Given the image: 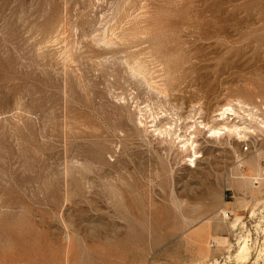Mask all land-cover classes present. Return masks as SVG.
<instances>
[{
    "label": "rangeland",
    "instance_id": "rangeland-1",
    "mask_svg": "<svg viewBox=\"0 0 264 264\" xmlns=\"http://www.w3.org/2000/svg\"><path fill=\"white\" fill-rule=\"evenodd\" d=\"M128 1L0 0V264H239L240 232L264 264V181L237 163L264 178V133L205 129L196 166L152 133L264 115V0Z\"/></svg>",
    "mask_w": 264,
    "mask_h": 264
},
{
    "label": "bare ground",
    "instance_id": "bare-ground-1",
    "mask_svg": "<svg viewBox=\"0 0 264 264\" xmlns=\"http://www.w3.org/2000/svg\"><path fill=\"white\" fill-rule=\"evenodd\" d=\"M128 1V0H127ZM143 1V0H142ZM124 2H126V1H124ZM129 2V1H128ZM144 2V1H143ZM146 2H148V1H146ZM131 3V2H130ZM133 3V2H132ZM141 3V2H140ZM125 4H127V2L125 3ZM133 5H135V4H133ZM123 6V5H122ZM121 6V7H122ZM140 7H141V5H139ZM133 7V6H132ZM137 7V6H136ZM145 8V7H144ZM121 9V8H120ZM124 9H126V8H124ZM132 10V9H131ZM142 10H145V9H142ZM117 11V10H116ZM138 11H141L140 10V8H139V10ZM125 12H126V10H125ZM129 12V11H128ZM131 12V11H130ZM130 12H129V14H130ZM136 12V11H135ZM134 12V13H135ZM117 13H118V11H117ZM119 13H121V11L119 12ZM125 14V13H124ZM128 14V15H129ZM119 14H117V16H118ZM120 15H122V14H120ZM119 15V16H120ZM126 15V14H125ZM124 15V16H125ZM144 15V14H143ZM123 16V15H122ZM127 16V15H126ZM126 16H125V18H126ZM130 19L131 17H127V19ZM124 19V18H123ZM127 19H125L124 20V22L127 20ZM128 19V20H129ZM135 19V18H134ZM114 20V19H113ZM66 21V20H65ZM132 21V20H131ZM136 21V20H135ZM123 22V23H124ZM128 22V21H127ZM63 23V22H62ZM62 23H60V24H62ZM130 23V22H129ZM145 23V22H144ZM135 24V23H134ZM138 24H139V22H138ZM117 25H118V21H117ZM122 25V24H121ZM133 25V24H132ZM60 26H62V25H60ZM60 26H58V27H60ZM64 26V25H63ZM65 26H67V25H65ZM126 25H124L123 26V28L125 27ZM128 26V25H127ZM139 26H140V24H139ZM58 27L56 26V28L58 29ZM68 27V26H67ZM117 27V26H116ZM119 27H121V26H119ZM64 28V27H63ZM128 28H130V27H128ZM134 28V27H133ZM137 28V27H136ZM56 29V30H57ZM60 29V28H59ZM113 29H115V28H113ZM145 29V28H144ZM61 30H62V28H61ZM65 30H68V28L67 29H65ZM119 30V29H118ZM139 30V29H138ZM63 31H64V29H63ZM121 31V30H120ZM130 31V30H129ZM145 31V30H144ZM113 32L114 31H112V35H114L113 34ZM139 32V31H138ZM141 32V31H140ZM115 33V32H114ZM132 33V32H131ZM118 34V33H117ZM139 34V33H138ZM120 35H122V33L120 34ZM119 35V36H120ZM124 35V34H123ZM128 35H129V33H128ZM132 35H134V34H132ZM131 35V37H133ZM144 35V34H143ZM114 36H116V35H114ZM114 36H113V38H114ZM126 36V35H125ZM139 36V35H138ZM121 37V36H120ZM119 37V38H120ZM128 37V36H127ZM130 37V36H129ZM127 38V39H130V38ZM144 37V36H143ZM146 37V36H145ZM106 38V40L109 42V39L107 38V37H105ZM119 38H116V40L117 39H119ZM124 38V37H123ZM123 38L121 39V40H123ZM152 38V37H151ZM106 40H104V42L106 41ZM112 39H110V41H111ZM120 40V39H119ZM119 40H117L116 41V44L119 42V45H120V43H121V41H119ZM125 41H126V39H124ZM112 41H114L115 42V38H114V40H112ZM129 41V40H128ZM132 41H133V39H132ZM134 41H135V39H134ZM108 42L106 43V44H108ZM113 42V43H114ZM138 42V41H137ZM150 42V41H149ZM111 42H109V44H110ZM112 43V44H113ZM123 43H124V41H123ZM127 43H129V42H127ZM133 43V42H132ZM143 44V43H142ZM111 45V44H110ZM109 45V46H110ZM115 45V44H114ZM146 45H147V43H146ZM149 45V44H148ZM151 45V44H150ZM113 46V45H112ZM124 46V45H123ZM133 46V45H132ZM159 46V45H158ZM119 47H122V46H119ZM125 47H127V46H125ZM143 47V46H142ZM155 47V46H154ZM156 48V47H155ZM127 49V48H126ZM140 49H141V47H140ZM120 50H121V48H120ZM132 50H133V47H132ZM134 50H135V48H134ZM124 51V50H123ZM129 52L131 51V50H128ZM128 51L126 52V53H128ZM152 51H153V49H152ZM151 51V52H152ZM132 52L133 51H131L130 53L132 54ZM135 52H136V50H135ZM138 52V51H137ZM142 52V51H141ZM126 53H124V55L126 54ZM148 53V52H147ZM143 54H144V52H143ZM129 55V54H128ZM126 56H127V54H126ZM125 56V57H126ZM135 56H137V55H134V58H135ZM145 56V55H144ZM150 56V55H149ZM153 56V55H152ZM127 57H129V56H127ZM131 57V56H130ZM132 58V57H131ZM130 58V60H133V59H131ZM137 58V57H136ZM135 58V62H137V60L138 59H136ZM139 58V57H138ZM162 58V57H161ZM170 58H171V56H170ZM118 59H119V57H118ZM122 59V58H121ZM128 59V58H127ZM127 59H125V60H127ZM144 59V58H143ZM146 57H145V61H146ZM168 59V58H167ZM116 60V59H115ZM129 60V59H128ZM127 60V61H128ZM129 60V61H130ZM148 60H149V58H148ZM161 60H163V59H161ZM117 61V60H116ZM128 61V62H129ZM140 61V60H139ZM143 60H141V62H142ZM145 61H144V64H146L145 63ZM118 62H121V60L120 61H118ZM128 62H126V64L128 63ZM133 62V61H132ZM134 62V63H135ZM141 62H138L137 64H140ZM146 62H148V61H146ZM150 63V62H149ZM125 64V65H126ZM148 64V63H147ZM175 64V63H174ZM128 65V64H127ZM129 65H130V63H129ZM128 65V66H129ZM132 65V64H131ZM150 65V64H149ZM170 65V64H169ZM133 66V65H132ZM140 66H142V65H140ZM137 67V66H136ZM143 67H145V65L144 66H142V68L141 67H138L137 69L136 68H134L133 67V70H136L135 72L137 73L138 72V74L139 75H143V76H146V75H144V70H143ZM148 67V66H147ZM176 67V66H175ZM129 68V67H128ZM130 68H131V66H130ZM177 68V67H176ZM150 69V68H149ZM148 69V70H149ZM173 69V68H172ZM126 70H128V69H126ZM110 72H112L113 73V71H110ZM128 72V71H127ZM134 72V73H135ZM133 72H132V74H134ZM149 73V72H148ZM152 73V72H151ZM129 74V73H128ZM131 73H130V75H132ZM146 74V73H145ZM150 74V73H149ZM118 75V74H117ZM115 77H116V75H114ZM133 76V75H132ZM135 76V75H134ZM149 77V76H148ZM173 77V76H172ZM176 76H174V78H175ZM151 78V77H150ZM174 80V79H173ZM176 80V79H175ZM141 82H142V80H140ZM164 81V80H163ZM179 81V80H178ZM138 82H139V80H138ZM174 81H172V83H173ZM144 83H146V81H144L143 80V84ZM171 83V84H172ZM175 83H177V82H175ZM148 84V82L146 83V84H144V85H147ZM149 84H150V82H149ZM148 84V85H149ZM163 84H164V82H163ZM163 84H161V85H163ZM169 84V83H168ZM167 85V84H166ZM176 85V84H175ZM142 86V85H141ZM149 86H151V85H149ZM148 86V87H149ZM173 86V85H172ZM144 87H146L147 88V86H144ZM150 88H152V87H150ZM149 88V89H150ZM157 89V88H156ZM165 89H167V88H165ZM169 89V88H168ZM155 90V89H154ZM164 89L162 88V87H158V90H156V91H159V92H157V94L159 93H161V94H163V96L165 95V97H168L166 94H165V91L166 90H164ZM174 90V89H173ZM151 91H152V89H151ZM170 92V91H169ZM232 101V100H231ZM238 101H240L239 102V104L241 105V100H238ZM230 102V101H229ZM228 102V104L225 106H223L222 108H221V113L220 114H218L217 116H220V117H222V119H218L217 121H216V123L215 124H213V125H208V124H204L203 123V121L202 122H195L194 121V123L195 124H193L192 126H190L189 127V129L188 130H190L191 129V134L190 135H188V137L186 138V136H187V134H185L186 133V131H185V133H184V131H183V133L185 134H183L182 135V128L181 127H179V133H181V134H179V133H177L178 132V130H176L177 128L175 127L176 125L175 124H173V126L175 127V128H173L172 126H169L168 128L166 127V125H162V123L160 122V125L159 124H157V120H154V122L153 123H156L155 124V126H153L155 129L154 130H152V133H156V135L157 136H159V137H161L162 139H164V140H167V139H169V141H170V143H174V137H176L175 138V140H179L180 142V144L178 145L179 147H180V145H181V152L183 151V152H188V151H190V150H192V152H193V156H192V158L190 159V163H192L193 164V166H196L195 164H196V161H197V159L200 157V152H197V147H198V144H197V142H196V138L198 137V136H200V135H202V133H203V130H205V129H207L208 130V132H206V133H208V134H210V136H209V138H215V140H216V138H221L222 136H224V135H229V136H231V135H235L234 137H236V135L239 137V140H240V142H242L243 140H247V135H248V137H249V134H251V133H255L257 130L260 132H263L264 133V115L263 116H260L259 114H257L258 112H259V110H256V112H254L253 111V109L251 110V111H248L247 113H248V116H249V118L250 119H248V120H250V123L248 122V120L247 119H245L246 121H244V122H242L243 123V125H239V124H237V123H234L233 122V124H232V122H231V124L230 123H228L227 122V120L229 119V116H235V115H237V112L235 111V108L236 107H233L230 103ZM238 104V103H237ZM234 106H236L235 104H233ZM239 105V106H240ZM238 106V105H237ZM240 108V107H239ZM243 108H244V105H243V107H242V105H241V110H243ZM250 108V107H249ZM254 108V107H253ZM237 110H239L238 108H236ZM258 109V108H257ZM247 110V109H246ZM245 110V111H246ZM248 110H250V109H248ZM244 111V112H245ZM240 112H238V114H239ZM239 116V115H238ZM141 117H143V116H141ZM230 117V118H231ZM261 117H263V118H261ZM237 118V117H236ZM238 118H240V117H238ZM233 119V118H232ZM231 119V120H232ZM243 119V120H244ZM242 120V121H243ZM141 121V120H140ZM156 121V122H155ZM142 122V121H141ZM247 122H248V125H247ZM255 123L256 125L255 126H257L256 128H255V126L253 127V126H251L252 124L251 123ZM145 123V122H144ZM172 125V124H171ZM250 125V126H249ZM151 126V127H152ZM178 127V126H177ZM188 128V127H187ZM187 128H186V130H187ZM147 129V128H146ZM149 130V129H148ZM193 130V131H192ZM147 131V130H146ZM181 131V132H180ZM189 131H187V133H188ZM190 133V132H189ZM253 134H251V135H253ZM262 134V133H261ZM192 136V137H191ZM158 137V138H159ZM189 137H191V138H189ZM205 137H207V136H205ZM208 138V137H207ZM209 138H208V140H209ZM162 139L160 140V141H162ZM163 140V141H164ZM207 140V139H206ZM225 140V139H224ZM159 141V140H158ZM159 141V142H160ZM168 141V140H167ZM211 141V140H210ZM217 141V140H216ZM200 142V141H199ZM237 142H238V139H237ZM165 144H168V143H166V142H164ZM176 143H178V142H176ZM223 143H226V142H224L223 141ZM221 144V143H220ZM200 145V144H199ZM224 145V144H223ZM222 144H221V146H223ZM170 146V145H169ZM226 146V145H225ZM172 147V146H171ZM179 147H178V149H179ZM231 147V146H230ZM235 148V147H234ZM175 149V148H174ZM236 149V148H235ZM172 150V149H171ZM180 152V153H181ZM184 154V153H183ZM182 154V155H183ZM187 155V154H186ZM197 155H199V156H197ZM264 155V154H263ZM189 156V155H188ZM188 156L186 157V158H188ZM260 154H257V157L258 158H253V157H250V158H243V160L241 159V160H239V161H237V163H238V172H240L239 173V179L240 180H242L243 182H247L248 180H251V179H256V180H258L259 181V183H260V181L262 180V181H264V178H262L261 177V172H262V169H261V166H260V164H259V162H258V159L260 158ZM184 157H185V155H184ZM183 158V157H182ZM185 158V159H186ZM183 160V159H182ZM189 160V159H188ZM187 161V160H186ZM189 165V164H188ZM190 166V165H189ZM246 168H248L249 169V171H246ZM234 170V169H233ZM232 176V175H231ZM89 181V180H88ZM231 182V181H230ZM94 183V182H93ZM107 184V183H106ZM111 184V183H110ZM251 184H252V182H251ZM96 185V184H95ZM250 185V184H249ZM97 186V185H96ZM251 186V185H250ZM260 187L261 186H259V187H254V186H251V189L253 190V191H256V190H261L260 189ZM110 190V189H109ZM95 192V191H94ZM112 193V192H111ZM258 193V192H257ZM118 197V196H117ZM119 199V198H118ZM117 203V202H116ZM225 205V204H224ZM227 206V205H226ZM225 206V207H226ZM256 208V207H255ZM222 210H220V212H221ZM254 211V210H253ZM255 213V211L253 212V214ZM252 216V215H251ZM256 216V215H255ZM253 217V216H252ZM211 221V220H210ZM241 219L240 218H237L233 223H232V229L234 230V231H237L238 230V227H239V225H240V223H241ZM262 223L264 224V221H262ZM258 225V224H257ZM259 227V226H258ZM212 224H211V222H207V223H205V224H203V225H201V226H199L196 230H194L193 232L194 233H192V235L193 236H200L201 234H203V233H209V232H211L212 231ZM263 231H264V228L262 229ZM239 234H241V236L240 235H238L239 236V239H238V243H237V245H238V249L236 250V253H235V255H234V257H235V259L237 260V262L239 263V264H247L248 263V261L250 260V258H251V248H250V239L251 238H249V235H247L246 236V234L245 235H243L242 234V232H240ZM250 234V233H249ZM205 236V235H204ZM204 236L202 237V238H198L197 240H202L203 238H204ZM237 236V237H238ZM67 237V236H66ZM201 237V236H200ZM252 242V241H251ZM223 244H225L226 243V241H223L222 242ZM252 244H253V242H252ZM264 244V243H263ZM264 246V245H263ZM260 253H262V252H260ZM264 253V252H263ZM263 255V254H262ZM259 256V255H258ZM261 256V255H260ZM264 256V255H263ZM228 259H230V257H228ZM261 259V258H260ZM263 259V258H262ZM198 264H219L218 263V261H216V262H213V263H198Z\"/></svg>",
    "mask_w": 264,
    "mask_h": 264
},
{
    "label": "built area",
    "instance_id": "built-area-1",
    "mask_svg": "<svg viewBox=\"0 0 264 264\" xmlns=\"http://www.w3.org/2000/svg\"><path fill=\"white\" fill-rule=\"evenodd\" d=\"M259 182L254 181L253 185L256 187V185H258ZM264 211V210H262ZM261 211V213H262ZM264 214V213H263ZM221 217L223 218V220L225 221H230L232 219V214L229 211H221Z\"/></svg>",
    "mask_w": 264,
    "mask_h": 264
}]
</instances>
